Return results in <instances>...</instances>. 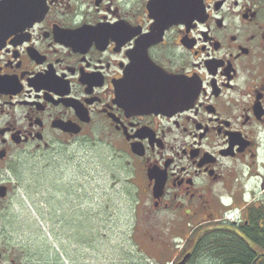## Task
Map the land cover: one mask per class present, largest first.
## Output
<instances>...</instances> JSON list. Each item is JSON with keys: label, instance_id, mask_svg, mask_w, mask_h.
<instances>
[{"label": "flooded vegetation", "instance_id": "1", "mask_svg": "<svg viewBox=\"0 0 264 264\" xmlns=\"http://www.w3.org/2000/svg\"><path fill=\"white\" fill-rule=\"evenodd\" d=\"M94 136L147 224L135 264H264V0H0V264H50L4 236L19 162Z\"/></svg>", "mask_w": 264, "mask_h": 264}, {"label": "rangeland", "instance_id": "2", "mask_svg": "<svg viewBox=\"0 0 264 264\" xmlns=\"http://www.w3.org/2000/svg\"><path fill=\"white\" fill-rule=\"evenodd\" d=\"M96 138L71 139L61 148L25 156L15 168L24 200L7 209L1 226L10 242L26 241L34 263L52 261L56 250L61 264H135L137 260L135 244L126 238L136 221L127 171ZM37 213L39 219L31 216ZM159 217L170 224L169 214ZM135 224L147 226L141 219ZM166 224L159 229L167 232ZM176 227V234L164 240L181 246L186 232L183 224ZM235 235L242 242L244 234ZM44 236H48L47 253L40 240Z\"/></svg>", "mask_w": 264, "mask_h": 264}, {"label": "snow or ice", "instance_id": "3", "mask_svg": "<svg viewBox=\"0 0 264 264\" xmlns=\"http://www.w3.org/2000/svg\"><path fill=\"white\" fill-rule=\"evenodd\" d=\"M158 7L169 8L178 7L185 2V0H156Z\"/></svg>", "mask_w": 264, "mask_h": 264}, {"label": "trees", "instance_id": "4", "mask_svg": "<svg viewBox=\"0 0 264 264\" xmlns=\"http://www.w3.org/2000/svg\"><path fill=\"white\" fill-rule=\"evenodd\" d=\"M262 235H263V236L261 237V239L258 237L260 240H264V233H263ZM218 241H220V240H218ZM220 242H221V241H220ZM215 243H217V242H215ZM215 243H214V244H215ZM205 244H206V243H204V244L199 243L198 245H199V246H204ZM221 244H225V242H221ZM206 245H207V244H206ZM208 245H213V244L208 243Z\"/></svg>", "mask_w": 264, "mask_h": 264}, {"label": "water", "instance_id": "5", "mask_svg": "<svg viewBox=\"0 0 264 264\" xmlns=\"http://www.w3.org/2000/svg\"><path fill=\"white\" fill-rule=\"evenodd\" d=\"M185 259H186V258H184V261H185ZM183 263H184V262H183ZM183 263H182V264H183Z\"/></svg>", "mask_w": 264, "mask_h": 264}]
</instances>
